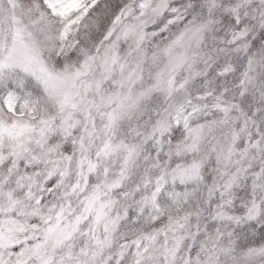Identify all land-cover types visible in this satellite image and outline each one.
Masks as SVG:
<instances>
[{
    "label": "snow or ice",
    "instance_id": "obj_1",
    "mask_svg": "<svg viewBox=\"0 0 264 264\" xmlns=\"http://www.w3.org/2000/svg\"><path fill=\"white\" fill-rule=\"evenodd\" d=\"M0 264H264V0H0Z\"/></svg>",
    "mask_w": 264,
    "mask_h": 264
}]
</instances>
